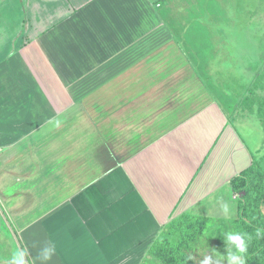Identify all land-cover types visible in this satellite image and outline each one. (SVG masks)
I'll use <instances>...</instances> for the list:
<instances>
[{"label": "crops", "instance_id": "obj_1", "mask_svg": "<svg viewBox=\"0 0 264 264\" xmlns=\"http://www.w3.org/2000/svg\"><path fill=\"white\" fill-rule=\"evenodd\" d=\"M231 6L0 0V264L14 240L25 264H144L174 218H220L208 197L255 157L236 104H264V70L222 64Z\"/></svg>", "mask_w": 264, "mask_h": 264}, {"label": "rangeland", "instance_id": "obj_2", "mask_svg": "<svg viewBox=\"0 0 264 264\" xmlns=\"http://www.w3.org/2000/svg\"><path fill=\"white\" fill-rule=\"evenodd\" d=\"M232 14L239 16L234 17L236 24H226V18L219 21L218 28L221 30L226 48L234 52L233 62L229 59H223L222 64L225 67L234 66L251 84L256 79L257 67H260L261 73L264 70L262 62L264 52V0H239V6L229 8V18ZM251 95L250 93L243 95V100L240 96L241 98L235 107L236 112L232 115L231 118L233 119L230 123L234 124L240 133L250 154L260 157L264 153V123L258 113L257 102L248 100ZM245 109L251 112L247 113ZM196 124L198 125V123ZM197 130H199L201 136L197 137V141L204 140L205 143L200 147L199 153L195 154L196 157L193 153L190 154L191 159L188 154H185L188 151L182 150L180 165L197 166L210 150V139L209 142H206L205 137H203L209 130L206 127ZM182 142L184 143V139ZM195 161L197 162L194 163ZM196 166L190 169V173ZM219 192L208 197L209 200L206 205L210 206L207 215L220 218H206L203 216L205 211L201 210L200 213L203 215H199L206 223L200 228L199 234L186 236V241L190 247L188 250H184V247L180 248V251L187 252L189 257L194 258L192 261L187 260L185 264H202L206 258L209 260V264H235V261L230 259L232 255L237 256V245L230 239V236H232L231 223L237 216V197L241 194L233 192L230 182L223 183L221 192ZM171 240L178 242L177 234H171ZM17 250L22 251L16 240H14L13 254ZM144 264L166 263L156 260L149 252Z\"/></svg>", "mask_w": 264, "mask_h": 264}, {"label": "trees", "instance_id": "obj_3", "mask_svg": "<svg viewBox=\"0 0 264 264\" xmlns=\"http://www.w3.org/2000/svg\"><path fill=\"white\" fill-rule=\"evenodd\" d=\"M249 92L252 94V88ZM263 105L261 103L258 106L262 120ZM230 184L234 193L241 194L237 197V216L231 223L232 236L239 235L247 251L244 255L237 246V258L243 260L244 264H264V153L260 157H254L252 165L235 176ZM201 218L193 213H183L170 221L168 230L156 238L149 250L153 258L166 264L192 261L194 258L189 257L187 252L180 251V248H190L186 236L199 234L200 228L206 223ZM173 233L177 234L178 242L171 240Z\"/></svg>", "mask_w": 264, "mask_h": 264}, {"label": "clouds", "instance_id": "obj_4", "mask_svg": "<svg viewBox=\"0 0 264 264\" xmlns=\"http://www.w3.org/2000/svg\"><path fill=\"white\" fill-rule=\"evenodd\" d=\"M58 123V122H57ZM248 235V234H246ZM251 239V237H249ZM230 239L233 240L236 245L238 246L239 250L241 253H243L244 255L247 254L246 251V246L244 244V242L240 239L239 235H234V236H230ZM55 248V245L53 246ZM27 254L26 250L25 251H19L17 250L14 255L11 258V261L9 262V264H25V260H24V256ZM49 255L46 254L44 259H48ZM231 260L236 261V264H244V261L241 259H238L236 255H232L230 257ZM202 264H209V260L206 258Z\"/></svg>", "mask_w": 264, "mask_h": 264}]
</instances>
